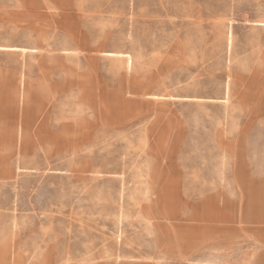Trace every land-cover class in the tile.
<instances>
[{
    "label": "rangeland",
    "instance_id": "1",
    "mask_svg": "<svg viewBox=\"0 0 264 264\" xmlns=\"http://www.w3.org/2000/svg\"><path fill=\"white\" fill-rule=\"evenodd\" d=\"M0 4V264H197L198 203L245 217L226 186L264 117V0ZM237 228L204 229L202 264L247 263Z\"/></svg>",
    "mask_w": 264,
    "mask_h": 264
},
{
    "label": "crops",
    "instance_id": "2",
    "mask_svg": "<svg viewBox=\"0 0 264 264\" xmlns=\"http://www.w3.org/2000/svg\"><path fill=\"white\" fill-rule=\"evenodd\" d=\"M7 11H11L7 5L0 4V12ZM262 74L264 76V70H262ZM261 88V95L255 104L264 105V79ZM3 98L4 96L0 95V102ZM236 139V147L233 148V143L231 144L230 165L232 174L228 181L230 185L226 187L243 189L246 191L244 202L243 198H238L235 204L238 208H241L243 204L245 205V217L240 218L237 216V219L233 218L232 221L223 220L228 222L227 229L226 227L222 229L216 220L213 226H211L206 224V212L203 210L205 204L202 202L198 203L197 216H199V222L202 224L200 223L197 227L190 228L192 232H189L188 238L196 242L195 246L197 247L189 249V256H193V259L189 262L196 261L197 264H202L207 257L205 254H214L219 251L217 250V246H220V244H216V242L207 244L206 230H204L207 226L215 231H213L210 236L218 240L222 238V244H225L232 241L230 238H227V236L230 235L229 229L232 228L237 231V227L242 228V220H246L247 232L245 234V241L244 243L237 242L236 245H241L237 248L242 246L245 247L246 264H264V117L261 121L260 131L242 133L237 135ZM229 202L230 204L235 203V201L231 199H229ZM222 214L225 215L224 210ZM213 233H215L216 236H214ZM241 235L243 236L244 234H239V236ZM194 258L196 259L194 260Z\"/></svg>",
    "mask_w": 264,
    "mask_h": 264
},
{
    "label": "bare ground",
    "instance_id": "3",
    "mask_svg": "<svg viewBox=\"0 0 264 264\" xmlns=\"http://www.w3.org/2000/svg\"><path fill=\"white\" fill-rule=\"evenodd\" d=\"M7 106H8V104H5V106H4L5 110L3 111L4 114H3V115H2V113L0 114V116H2L3 118H6V117H8V116L10 115V113L7 112ZM18 132H19V131H18ZM19 141H20V140H19Z\"/></svg>",
    "mask_w": 264,
    "mask_h": 264
}]
</instances>
